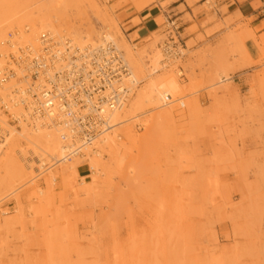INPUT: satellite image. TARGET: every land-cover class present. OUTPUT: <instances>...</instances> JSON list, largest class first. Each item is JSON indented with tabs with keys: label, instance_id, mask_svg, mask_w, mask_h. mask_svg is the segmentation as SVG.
I'll return each mask as SVG.
<instances>
[{
	"label": "rangeland",
	"instance_id": "rangeland-1",
	"mask_svg": "<svg viewBox=\"0 0 264 264\" xmlns=\"http://www.w3.org/2000/svg\"><path fill=\"white\" fill-rule=\"evenodd\" d=\"M154 3L0 0V42L24 26L28 39L47 31L78 46L107 35L140 82L123 114L131 119L98 147L101 157L88 151L53 166L29 151L28 141L40 146L46 134L8 138L0 156L12 164L0 175V264H264V34L217 21L206 36L225 34L212 46L191 52L193 42L183 44L189 28L179 56L167 58L164 16L138 44L127 36ZM168 3L159 4L164 14ZM213 7L208 0L201 10ZM150 80L172 102L146 103ZM36 158L48 165L38 176Z\"/></svg>",
	"mask_w": 264,
	"mask_h": 264
},
{
	"label": "built area",
	"instance_id": "built-area-1",
	"mask_svg": "<svg viewBox=\"0 0 264 264\" xmlns=\"http://www.w3.org/2000/svg\"><path fill=\"white\" fill-rule=\"evenodd\" d=\"M164 24L163 54L178 56L180 29L170 18ZM23 30L28 33L27 26ZM4 43L8 53L0 66V85L14 84L9 87L14 95L10 101L28 114L31 124L46 120L62 125L67 160L83 157L109 132L108 115L122 110L137 88L123 52L111 42L78 47L67 38L43 32L35 46L11 33ZM8 106L0 98V110L7 115ZM2 137L0 133V141Z\"/></svg>",
	"mask_w": 264,
	"mask_h": 264
},
{
	"label": "crops",
	"instance_id": "crops-1",
	"mask_svg": "<svg viewBox=\"0 0 264 264\" xmlns=\"http://www.w3.org/2000/svg\"><path fill=\"white\" fill-rule=\"evenodd\" d=\"M156 1L157 4L154 3L136 16L139 23L131 27L127 33V36L133 34L137 36L134 44H138L158 31L156 19L160 16L175 21L179 26L181 35L190 28L189 34L183 39V44L192 41L191 52H196L208 44L212 46L221 35L225 34L224 30H220L206 36L207 31H212L217 21L221 23L225 20L231 22V29L240 26L255 38L264 34V0H213L214 7L209 11L201 10V6L208 0ZM168 1L169 3L166 5L168 14H164L159 4ZM214 17L216 19L212 20ZM199 35L204 38L203 41H198ZM244 47L250 58L255 60L257 56L253 41L251 39L245 40ZM193 60L196 61V58H193Z\"/></svg>",
	"mask_w": 264,
	"mask_h": 264
},
{
	"label": "bare ground",
	"instance_id": "bare-ground-1",
	"mask_svg": "<svg viewBox=\"0 0 264 264\" xmlns=\"http://www.w3.org/2000/svg\"><path fill=\"white\" fill-rule=\"evenodd\" d=\"M166 19L167 18H165V20ZM31 26H35V24L32 23ZM23 28L19 32L16 31V30H14L12 33L11 32L10 33L12 35H14V37L16 35L18 37H20V39H21V41L23 43H27V44H30V45L35 46L36 43H37L38 36L41 33H43V32H40L33 39H28L27 36L29 34V27H28V33H25L24 30H23ZM44 32H47V31H44ZM48 33L51 34L50 32H48ZM51 35H53V34H51ZM53 36H56L57 38H67L68 40L72 41L76 46H78L72 39H70L67 36H57V35H53ZM87 37L88 36L86 35L84 38H87ZM102 38L106 42L113 43V45L117 49H119L114 44V42H113V40L111 39L110 36L104 35ZM5 41H6V37L3 39L2 42H0V66H2V64L4 63L5 56L8 53V48H7V46L4 43ZM83 46H85V45H83ZM83 46H78V47H83ZM119 50H121V49H119ZM123 54H124V52H123ZM176 56L177 55H174L173 54L169 58L176 57ZM124 58L126 60L125 54H124ZM163 61L165 62L166 60L164 59L161 62H163ZM126 62H127V60H126ZM140 67H141L140 65L137 67V70L139 72L141 70ZM130 70H131L132 78H133L135 84H137L136 87L138 88V86L140 85V82H138L137 79L135 78V76H134V74L132 72L131 67H130ZM157 72H158V70H153L152 74H155ZM12 85H14V84L13 83L12 84L11 83H9V84L5 83V84H1L0 85V98L4 102H8L9 103V106H8L9 115L4 114L0 110V133H2V136H3L2 139H1V141H0V156H1L2 152L5 150V146H6V142H7L8 138L11 137V135H14V134H16L18 132H21L22 130H25L27 133H42V134H46V137L47 138H50V139L45 140L40 146H37V142H35V141H28V142L32 146L31 150H29L31 155H33V154L35 155L36 152H40V153H38L39 156L40 157H43V160H45V161H51L52 162L51 165H53V166H57V165H67V164L73 162L76 159L84 158L87 155V152L88 151H92L94 153V156L95 157H101L100 156V153H96L98 151V147H101V146H105L106 145L108 138L111 137L112 132L114 131L115 128H117L118 125H121L124 122H127L129 119H131L129 117L125 118V116L123 117V114L124 115H127L126 112H125L126 110H128L127 109V104L130 101V99L132 98V96H133V94H134L135 91L133 92L131 98L128 100V102L124 106V108H122V110L112 112V113H110L108 115L109 124L112 127L109 130V132L105 136H103L101 139H99L98 141H96L93 144L92 147L88 148L84 152V156L83 157L82 156H80V157H73L70 160H67L65 158L66 155H65L64 148H63V143H62L61 138H60L61 131H62V125H60L58 123H55V124L54 123H50L49 121H46V120H43V121L42 120H38V121H36V123L31 124V122L27 118L28 117V114L27 113H24V111L22 110L21 107H18V108L17 107H13V105H12V103L10 101V100H13V97H14V95L11 94L10 91H9V87H11ZM159 86L160 85H157V83H155V81L150 80L149 84L144 88V90L142 92V95H141L142 96V99H144V101L146 103L153 104L155 108L159 107V102H161V100H163V99H167L169 102H172V95L169 93V91L168 90H165L164 92H160L159 91V88H158ZM10 115L13 117L12 119L10 118ZM13 119H16V120L18 119L17 120L18 122L17 123H14V124L11 123V121H13ZM51 137H53L55 139L56 143H57L56 149H53L52 148L53 147V140L51 139ZM111 143L113 145H115L113 142H111ZM112 144H110V145H112ZM102 148L104 149V147H102ZM56 153H57V155L55 157V154ZM20 157H21V155H20ZM43 160L37 159L36 162H34L36 164H38V163L40 164V165H38L40 168H35L34 169V170H36V171H34V173L37 176L40 175L42 172H44L46 170V168H47L46 166H48V165L45 164V162ZM67 162H69V163H67ZM44 165H46V166H44ZM68 168L69 169H72L71 167H68ZM11 170H12V164L11 163H0V175H2V176L8 175L11 172ZM69 176H71V175H69Z\"/></svg>",
	"mask_w": 264,
	"mask_h": 264
}]
</instances>
